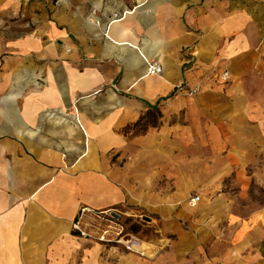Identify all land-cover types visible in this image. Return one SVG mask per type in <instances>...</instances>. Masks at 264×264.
I'll list each match as a JSON object with an SVG mask.
<instances>
[{
  "label": "crops",
  "instance_id": "obj_1",
  "mask_svg": "<svg viewBox=\"0 0 264 264\" xmlns=\"http://www.w3.org/2000/svg\"><path fill=\"white\" fill-rule=\"evenodd\" d=\"M151 61L161 74H148ZM154 112L186 114L188 152H204L189 155L190 183L213 189L233 171L245 197L263 181L248 168L264 153V0H0V264H195L188 250L203 249L233 206L225 193L185 211L201 218L195 235L173 223L182 235L170 254L118 257L117 241L73 228L83 206L138 202L107 157L173 146L179 124L125 132ZM177 201L146 207L167 219ZM250 221L236 251L202 264H264L251 235L264 211Z\"/></svg>",
  "mask_w": 264,
  "mask_h": 264
},
{
  "label": "rangeland",
  "instance_id": "obj_2",
  "mask_svg": "<svg viewBox=\"0 0 264 264\" xmlns=\"http://www.w3.org/2000/svg\"><path fill=\"white\" fill-rule=\"evenodd\" d=\"M178 124L181 129L176 132L177 134H173V138H175L172 142L173 146H165L164 149L157 152L139 153L136 150L129 153L119 150L108 155L107 159L112 169H107V171H110L111 177L119 182L122 187L126 185L125 187L129 188L132 196L137 198L138 202L136 204L127 202L121 206L100 210H94L87 206L81 207L77 224L84 232L82 236H93L96 242L117 241L120 245L117 244L118 247L115 249L117 256L125 253L126 250H133L148 257L156 256L158 253L170 254L173 244L182 235L172 229L173 223L179 231L193 233L195 231L193 228L194 219L201 220V218L199 216L194 218L193 214L185 211L189 209L198 213V209L214 190L225 193L229 198H232L233 206H227L230 207L229 215L218 219L216 232L210 235L206 246L203 249L194 247L188 250L190 253L188 256L194 255L198 260L195 264H202L201 258L203 257L217 258L223 256L228 250L236 251V243L233 242L240 235L239 231L245 228V225H250V218L253 213L264 211V153L248 168L249 173L259 172L263 181L257 182L253 179L249 185L243 187L245 197H242V187L233 171L229 172L221 183L213 186V189L211 185L189 182V155H195L196 160H198V157H203L204 152L196 150L195 154H189L188 142L190 140L193 146L194 142L193 139H189L184 112L174 116L154 112L149 114L146 119L139 120L129 126L125 132L130 134L132 139H137L142 135L160 131L166 126ZM151 127H157V129L152 130ZM153 139L155 140V137ZM175 140L177 141L175 142ZM207 155L209 154L207 153ZM195 196H201V198L199 203L193 206L191 201ZM172 197L179 201H177L176 210L170 218H163L157 211L146 207L148 203L156 204L161 198ZM140 199L141 201H139ZM222 205L217 209L225 208ZM113 213L120 215V217ZM135 226L139 229L136 234H133ZM122 232L123 235H121ZM125 235L132 236L138 243H141V247L132 248L122 242ZM251 235L254 241L264 244L263 226L256 227ZM183 251H180V256L186 258ZM252 253L257 255L254 249L246 250L243 255ZM104 255L106 256L105 253Z\"/></svg>",
  "mask_w": 264,
  "mask_h": 264
},
{
  "label": "built area",
  "instance_id": "obj_3",
  "mask_svg": "<svg viewBox=\"0 0 264 264\" xmlns=\"http://www.w3.org/2000/svg\"><path fill=\"white\" fill-rule=\"evenodd\" d=\"M127 11L126 12H123L122 14L120 15H117L115 16V19H122L125 17ZM148 74L150 75H156V74H161L162 71H163V66L158 62V61H151V62H148ZM222 78L223 80H227L228 79V72L225 71L223 74H222ZM198 91V89H193L192 92L193 93H196ZM200 200V197L199 196H195L192 198V205H195L198 203V201ZM79 220V216L77 218V220L73 223V228L78 231L81 235H84V232L81 231L79 225L77 224V221Z\"/></svg>",
  "mask_w": 264,
  "mask_h": 264
},
{
  "label": "bare ground",
  "instance_id": "obj_4",
  "mask_svg": "<svg viewBox=\"0 0 264 264\" xmlns=\"http://www.w3.org/2000/svg\"><path fill=\"white\" fill-rule=\"evenodd\" d=\"M122 242H124L125 244L129 245L130 247L132 248H140V244L141 243H138V241H136L132 236L130 235H125L123 238H122Z\"/></svg>",
  "mask_w": 264,
  "mask_h": 264
},
{
  "label": "trees",
  "instance_id": "obj_5",
  "mask_svg": "<svg viewBox=\"0 0 264 264\" xmlns=\"http://www.w3.org/2000/svg\"><path fill=\"white\" fill-rule=\"evenodd\" d=\"M138 229H139V228L135 226V227H134V230H135V231L133 232V234H136V231H138ZM123 234H124V233H122V235H123Z\"/></svg>",
  "mask_w": 264,
  "mask_h": 264
},
{
  "label": "water",
  "instance_id": "obj_6",
  "mask_svg": "<svg viewBox=\"0 0 264 264\" xmlns=\"http://www.w3.org/2000/svg\"><path fill=\"white\" fill-rule=\"evenodd\" d=\"M113 214H115V213H113ZM115 215H117V217H120V215H118V214H115Z\"/></svg>",
  "mask_w": 264,
  "mask_h": 264
}]
</instances>
